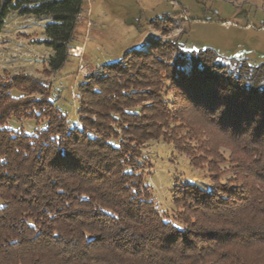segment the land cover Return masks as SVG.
<instances>
[{
	"label": "trees",
	"instance_id": "16d2710c",
	"mask_svg": "<svg viewBox=\"0 0 264 264\" xmlns=\"http://www.w3.org/2000/svg\"><path fill=\"white\" fill-rule=\"evenodd\" d=\"M82 11L83 0H0V25L9 15L48 21L47 67L56 72ZM164 18L152 22L162 36ZM183 32L171 41L149 38L145 51H129L85 78L78 128L37 79L18 74L0 82V264H264V65L209 49L186 53ZM165 51L175 55L172 63ZM168 90L187 105L165 99ZM192 113L221 134L233 179L211 177L208 192L176 187L179 228L154 207L138 159L145 144L162 140L195 167L176 132L183 128L189 141L204 135L196 137ZM11 119L45 125L29 135L9 129ZM208 144L199 141L216 159Z\"/></svg>",
	"mask_w": 264,
	"mask_h": 264
},
{
	"label": "rangeland",
	"instance_id": "374dc122",
	"mask_svg": "<svg viewBox=\"0 0 264 264\" xmlns=\"http://www.w3.org/2000/svg\"><path fill=\"white\" fill-rule=\"evenodd\" d=\"M81 14L71 46L81 47L82 56L80 59L69 56L56 72H50L47 67L52 56L44 45L48 21L9 15L0 25V82L5 83L18 74L37 79L45 85L48 100L66 117L70 127H79L80 99L76 100L75 96L83 80L101 66L119 62L129 51H145L149 38L171 41L184 31L178 43L186 53L209 49L225 60L264 65V0H83ZM170 15L177 18H164ZM162 18L159 25L163 32H168L165 36L152 26V22ZM165 53V61L172 63L175 55ZM79 65L86 69L87 76L79 73ZM168 83L165 79L160 83L163 91ZM11 96L19 94L12 91ZM163 96L169 102L176 98V104H183L169 90ZM190 122L196 137L199 132H205L204 135L189 141L183 140L186 133L183 128L176 132L182 137L180 144L184 143L195 156V167L187 156L162 140L145 144L138 159L154 207L165 221L179 228L183 226L176 216L182 209L173 203L176 187L191 184L208 192L212 188L211 177L220 184L233 179L228 161L230 151L227 145L218 147L221 142L218 130L208 126L209 119L201 113H192ZM44 125L34 120L11 119L8 128L30 135ZM170 128H174L172 123ZM206 138L211 142L207 146L217 148L216 159L209 157L206 148L199 147V141Z\"/></svg>",
	"mask_w": 264,
	"mask_h": 264
},
{
	"label": "built area",
	"instance_id": "2783aa9c",
	"mask_svg": "<svg viewBox=\"0 0 264 264\" xmlns=\"http://www.w3.org/2000/svg\"><path fill=\"white\" fill-rule=\"evenodd\" d=\"M81 15L82 14L77 16V18H76L77 23H79L81 21ZM68 53H69V56H71L72 58L80 59L82 56V48L78 47V46H74L73 48H71L68 51ZM79 73L82 74L84 77L87 76L86 75V69L82 65H79ZM75 99L79 100L80 95L76 94Z\"/></svg>",
	"mask_w": 264,
	"mask_h": 264
},
{
	"label": "crops",
	"instance_id": "0c3cea01",
	"mask_svg": "<svg viewBox=\"0 0 264 264\" xmlns=\"http://www.w3.org/2000/svg\"><path fill=\"white\" fill-rule=\"evenodd\" d=\"M78 24V23H77ZM75 35H76V33L74 32V40H75Z\"/></svg>",
	"mask_w": 264,
	"mask_h": 264
}]
</instances>
